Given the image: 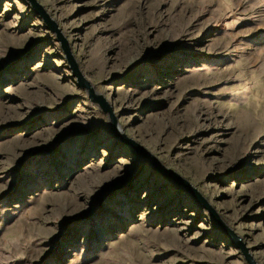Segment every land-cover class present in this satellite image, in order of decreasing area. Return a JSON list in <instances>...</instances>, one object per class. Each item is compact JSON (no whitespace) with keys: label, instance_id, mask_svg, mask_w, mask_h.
<instances>
[{"label":"rangeland","instance_id":"obj_1","mask_svg":"<svg viewBox=\"0 0 264 264\" xmlns=\"http://www.w3.org/2000/svg\"><path fill=\"white\" fill-rule=\"evenodd\" d=\"M35 1L119 132L207 207L115 137L32 3L0 0V264H249L228 232L264 264V131L216 111L264 104V0H173L185 24L144 21L154 0Z\"/></svg>","mask_w":264,"mask_h":264},{"label":"bare ground","instance_id":"obj_2","mask_svg":"<svg viewBox=\"0 0 264 264\" xmlns=\"http://www.w3.org/2000/svg\"><path fill=\"white\" fill-rule=\"evenodd\" d=\"M168 1L171 3V5L169 4L170 9H168V14H167L168 17L165 18L164 14L158 13V10H157L159 7L158 6V0H154L153 6H151V8L146 10L147 13L144 14L143 20L146 22H151V21L159 22L161 19L162 20L166 19V20H164L165 24L166 23L171 24L175 20L176 21L179 20V22L178 21L176 22L179 24H183V23L185 24V22L189 21V20L193 21L192 19L195 18V14L193 13V11H187V10L182 9V11L178 12L176 15H173L174 13L170 12V10H171V7L174 4V2H173V0H168ZM204 1L207 5L215 2L214 6H216V7L218 6V4L216 3L215 0H204ZM185 9H187V8H185ZM126 13L127 12L124 11V17H126V15H125ZM211 13H215V11L213 10L212 12H210V14ZM161 37H162V34H161L160 38ZM222 49H223V47L221 45L217 46L216 44H213L211 50H212V52L216 53V52H220ZM250 62H253V61L249 60L246 63V65H242L239 68V71L237 73H241L242 76H244L246 78V80H248L249 82H254L255 78H257L258 76L255 77L254 75H252V72L249 71L248 66L250 65ZM234 73H236V72H234ZM226 75H228V74L225 72H222L219 75H213L211 77L193 76V77H189L185 81L181 82V84H183V86H186V87L187 86L203 87V86H206L207 84L217 82L218 80L223 79L224 76H226ZM262 81L264 83V80H262ZM261 99H264V96L261 97ZM263 103H264V100H263ZM196 106L200 107L199 105H196ZM243 108H246V109H243ZM199 109H198V111H201ZM201 109H203V108H201ZM242 109H243L242 114L240 116H238L239 119H236V117L230 113V108L225 103H221V105L216 108V111L218 114L220 113L222 115L223 121L227 122L228 125L235 126V129H237V131H239L240 132L239 134H241V135H247V136L254 135L255 136V135L263 132L264 131V104H261V106H259V107L253 108V104L249 103L247 105H244V107H242ZM198 111H197V113H198Z\"/></svg>","mask_w":264,"mask_h":264},{"label":"water","instance_id":"obj_3","mask_svg":"<svg viewBox=\"0 0 264 264\" xmlns=\"http://www.w3.org/2000/svg\"><path fill=\"white\" fill-rule=\"evenodd\" d=\"M27 1L32 3L34 9L43 17L45 22L50 24L52 29L56 32L59 41L62 43V47H63V49H64V51L66 53V56L68 57L69 63L72 66V70H73L75 76L78 79V83H79L80 87L88 91L89 98L91 99L92 103L98 105L101 108V110L103 111V113L109 114V117H110V120H111V129H112V132L114 133L115 137H117L123 144L132 147L141 156L147 158L150 161L152 167L156 171H158L163 177L174 181L175 184H177L178 186H181L184 189H186L189 193H191L194 197H196L199 201H201L207 207V204H206L205 200L196 191V189L193 188L189 184L188 181H186L185 179L180 177L177 173L162 167L160 162L157 161L155 158H153L150 154H148L143 147H141L139 144H137L136 142H134L133 140L127 138L125 135H123L121 132H119V129H118V126H117V123H116V119H115V117H114V115H113V113L111 111L110 106L108 105V103L101 96H98V95H96L94 93V91H93L92 87L90 86L89 82L81 75V73L78 70L77 64L75 63L73 57L71 56V53H70V51L68 49V46H67V43L61 37V34H60L59 30H57L55 25H53L52 22H50L48 15L36 3L35 0H27ZM212 214L216 218L217 222H219L218 217H216L217 215L214 214V213H212ZM228 234L233 238V241L235 242V244H237L240 247V249L242 250L247 262L249 264H255L252 261V259L249 257L247 250L245 249V247L241 243V240L238 237H236L232 232H228Z\"/></svg>","mask_w":264,"mask_h":264}]
</instances>
